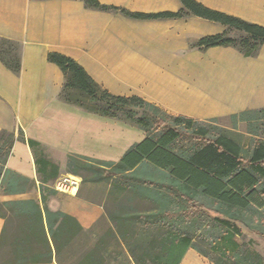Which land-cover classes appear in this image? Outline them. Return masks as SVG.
Wrapping results in <instances>:
<instances>
[{"label":"crops","instance_id":"obj_1","mask_svg":"<svg viewBox=\"0 0 264 264\" xmlns=\"http://www.w3.org/2000/svg\"><path fill=\"white\" fill-rule=\"evenodd\" d=\"M97 1L142 14L182 8L179 0ZM197 1L264 26V0ZM227 29L219 22L195 15L129 18L118 12L86 8L82 0H0V38L19 44L21 63L19 74H14L0 62V131L17 134L20 128L26 138L36 140L42 148V153L38 149L35 154L24 141L12 144L6 168L27 177L29 183L15 192H5L2 184L0 202L38 203L46 235V240L41 233L38 242L20 243L23 236L16 230L19 220L4 206L5 216L0 215V260L10 257L14 249L23 248L29 252L45 251L50 258L11 264L82 262L93 248L90 231L95 240L112 225L106 216L111 185L83 181L81 175L67 172V155L119 162L127 150L146 136L136 125L87 112L62 100L64 76L56 64L46 59L47 52L63 53L77 61L112 94L137 95L171 115L205 122L249 111L241 121L243 130L239 124L218 125L247 148L251 138L264 140V43L256 56H243L232 46H193L203 36ZM231 33L238 31L233 29ZM52 164L57 166L56 173ZM44 187L54 193L49 194ZM41 193L50 211H61L76 220L80 228L76 235L65 239L58 234L51 238ZM115 240L122 252H114L109 264H117L121 258L126 259V264H134L127 250L130 238L115 236ZM186 255L204 257L193 248H188L182 259ZM102 261L100 264L107 262Z\"/></svg>","mask_w":264,"mask_h":264},{"label":"trees","instance_id":"obj_2","mask_svg":"<svg viewBox=\"0 0 264 264\" xmlns=\"http://www.w3.org/2000/svg\"><path fill=\"white\" fill-rule=\"evenodd\" d=\"M182 8L173 12L138 13L119 6L82 0L86 8L118 12L125 17L186 18L189 15L219 22L228 29L206 35L193 46H232L243 56H256L264 43V26L206 7L197 0H179ZM236 30L238 36L231 34ZM46 59L58 66L64 76L60 98L87 112L123 120L145 132V138L134 144L119 162L101 161L69 154L65 169L81 175L83 181L115 180L123 196L141 199L148 209L126 214L107 212L113 222V236L130 238L128 253L134 264H180L188 248L197 250L212 264H264V256L252 247L255 235L264 242V140L251 138L244 148L221 127L215 118L205 122L178 114L171 115L137 95L116 96L103 89L72 58L54 51ZM0 62L14 74L21 69L19 44L0 38ZM249 111L231 116L245 120ZM26 142L34 153H42L39 142L26 138L22 129L0 131V186L5 192L23 190L29 179L6 168L7 156L16 141ZM52 170L57 166L52 164ZM114 183V184H115ZM44 190L49 194L54 190ZM21 192V191H20ZM44 205V195L41 193ZM11 209L19 223L20 243L39 241L44 233L42 208L32 200L0 202ZM46 227L51 238H71L80 230L76 220L61 211L43 206ZM58 221V224H56ZM134 224L137 226L133 230ZM56 225V226H55ZM6 231V225L2 232ZM1 241V239H0ZM196 241L203 242L206 248ZM79 264H100L97 245ZM102 247V246H101ZM99 255V252H98ZM50 258L45 251L14 249L0 264L39 262ZM100 259V260H99Z\"/></svg>","mask_w":264,"mask_h":264},{"label":"rangeland","instance_id":"obj_3","mask_svg":"<svg viewBox=\"0 0 264 264\" xmlns=\"http://www.w3.org/2000/svg\"><path fill=\"white\" fill-rule=\"evenodd\" d=\"M230 35H233L235 37H237V34L231 33ZM243 120H233L232 118H220L216 119L213 123L216 124L217 126L221 124L223 125H228L231 127H237V124H239V128H241L242 130L245 128L243 123L241 122ZM249 128V127H248ZM247 129V127H246ZM221 130H224L223 128H221ZM116 181L113 180L111 185V189L108 191L107 193V198H106V211L107 212H118L120 214H126L128 212H132L135 209H140V210H144V209H148L149 208V204L147 202L142 201L141 199H134L132 200L128 195L127 196H123L121 190L119 189V187H117V183H115ZM115 183V184H114ZM104 185H107L106 183H104ZM111 228H114V224L112 222V225L109 226L107 229L104 230L103 233H101L99 236H95V240H94V236H93V231L91 232V243L93 248L96 245V242L99 241V245H97V249H96V256L102 257V263L105 262V260H107V262L105 264H109L111 260V257H113L114 252L118 253V252H122V250L120 249L121 246L118 245L117 241L115 240V236H113V233L111 230ZM137 228V226L134 224L133 226V230H135ZM253 240L252 241V247L253 249H255L257 252H259L260 254H262L264 256V242L262 240H260L257 236L252 235V236H247L245 238V240ZM94 240V241H93ZM85 242H86V237H85ZM200 246H202L203 248H206V246L204 245L203 242L200 241H196ZM102 246V247H101ZM79 249H81L82 252V246L80 247V244H78ZM92 248V250H93ZM78 251V250H77ZM76 251V252H77ZM77 252V253H79ZM99 252V255H98ZM76 253V254H77ZM105 259V260H104ZM100 260V259H99ZM126 259H120V261L117 264H126ZM112 264H116L115 262H113ZM181 264H211V262L209 263V261L207 259H205L204 257H201L200 255H197V257H190L188 255L184 256V258L182 259V263Z\"/></svg>","mask_w":264,"mask_h":264},{"label":"built area","instance_id":"obj_4","mask_svg":"<svg viewBox=\"0 0 264 264\" xmlns=\"http://www.w3.org/2000/svg\"><path fill=\"white\" fill-rule=\"evenodd\" d=\"M60 186H61V185H60ZM60 186H59V187H60ZM56 188H57V187H56ZM57 189H59V188H57Z\"/></svg>","mask_w":264,"mask_h":264}]
</instances>
